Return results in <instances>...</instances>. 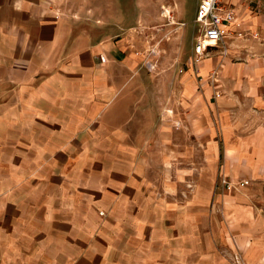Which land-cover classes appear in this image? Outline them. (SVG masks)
Masks as SVG:
<instances>
[{"label": "crops", "instance_id": "1", "mask_svg": "<svg viewBox=\"0 0 264 264\" xmlns=\"http://www.w3.org/2000/svg\"><path fill=\"white\" fill-rule=\"evenodd\" d=\"M221 2L236 24L198 63L200 29L191 54L179 51L167 110L160 79L144 77L128 40L132 2L0 0L9 171L34 165L28 150L41 163L60 151L47 172L59 204L42 208L41 225L29 224L41 229L24 238L9 205L0 264H228L218 245L264 264V1ZM222 176L249 183L227 192ZM178 178L195 184L184 205Z\"/></svg>", "mask_w": 264, "mask_h": 264}, {"label": "rangeland", "instance_id": "2", "mask_svg": "<svg viewBox=\"0 0 264 264\" xmlns=\"http://www.w3.org/2000/svg\"><path fill=\"white\" fill-rule=\"evenodd\" d=\"M128 2L133 3V10L129 5L131 14L126 31L130 45L134 47L133 55L138 58L144 77L160 79L162 101H165L168 110V79L174 72L176 74L181 72L185 63L184 59L178 58L179 51L185 50L188 55L191 54L192 42L200 29L198 23L194 24L196 0H128ZM166 11L170 12V16ZM8 146L7 141L0 143V178L5 179L0 180V220L9 218V205L17 207V212L15 211L17 237H29L30 234H35L41 229L37 230L34 227L32 229L33 224L38 227L39 225H36L43 221L44 215L41 209L46 206L56 207L60 202V193L55 191L56 188L50 190L54 184L57 186V182L47 180V172L56 171V164L53 165L51 159L60 151L53 153L47 160H51L50 163L47 164V161L41 163L39 150H28L26 156L29 161L34 162V165H25L26 163L20 160V164L11 167L9 171ZM15 170L18 173L17 180L14 176L11 178ZM159 170L165 175L168 167L162 166ZM194 185V182L178 178V185L175 187L177 198L174 201L178 205H184ZM99 215L101 218L106 216L103 211H100ZM219 215L222 217L220 212ZM29 224L32 226L29 227ZM205 232L197 233L196 236L201 238ZM38 236L41 234L36 237ZM216 249V253L228 264H248L243 252L236 248L218 245Z\"/></svg>", "mask_w": 264, "mask_h": 264}, {"label": "built area", "instance_id": "3", "mask_svg": "<svg viewBox=\"0 0 264 264\" xmlns=\"http://www.w3.org/2000/svg\"><path fill=\"white\" fill-rule=\"evenodd\" d=\"M264 24V5L261 10ZM170 12H167L169 15ZM200 25V35L193 43V63H198L207 56L208 45L223 44L224 39L228 36L229 30L227 26L236 24L235 12L232 8L222 4L221 0H196L194 24ZM243 33H238V36ZM245 36V34H244ZM253 38H258L259 33L252 34ZM101 62L105 61L104 55H99ZM213 79L216 78L215 73L212 74ZM247 180L231 182L225 176L220 178V185L227 192L238 191L241 187L248 185Z\"/></svg>", "mask_w": 264, "mask_h": 264}, {"label": "bare ground", "instance_id": "4", "mask_svg": "<svg viewBox=\"0 0 264 264\" xmlns=\"http://www.w3.org/2000/svg\"><path fill=\"white\" fill-rule=\"evenodd\" d=\"M167 12V11H166Z\"/></svg>", "mask_w": 264, "mask_h": 264}]
</instances>
